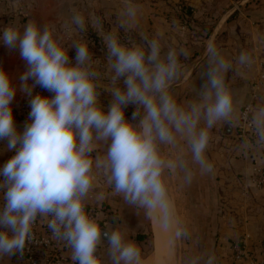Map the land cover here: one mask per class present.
Segmentation results:
<instances>
[{
	"label": "clouds",
	"instance_id": "1",
	"mask_svg": "<svg viewBox=\"0 0 264 264\" xmlns=\"http://www.w3.org/2000/svg\"><path fill=\"white\" fill-rule=\"evenodd\" d=\"M139 9L125 0L118 13V26L124 32L139 28ZM89 25L106 48L110 84L104 91L112 96L107 111L100 103L101 73L92 65L93 53L87 40H74L64 46L54 38L47 25L29 21L18 28L9 24L2 29L0 44L18 49L27 69L20 77V90L32 97L40 87L53 96L35 95L30 99L29 124L21 133L15 124L12 101L17 89L12 77L0 68V140L7 139L16 154L0 169V260L17 253L23 255L34 241L33 226L46 219L52 238L71 249L75 264H102L98 249L107 241L111 264H142L138 245L128 240L119 227L107 229L86 210L94 188L95 174L101 173L113 194L124 203L153 216L160 227L172 230L173 241L190 239L188 229L178 223L169 196L165 171L182 174L191 184L196 171L214 172L206 151L211 130L219 122L234 124L235 104L226 76L241 75L251 68L253 57L241 52L236 64L215 46L207 47L206 66L200 72V85L194 100L181 105L170 93L171 85L183 74L180 57L188 50L164 51L161 39L139 33L143 43H122L118 35L102 29L99 17L85 18L79 12L70 16L67 26L87 32ZM75 48V63L69 50ZM29 80L34 83L30 86ZM135 105L132 120L125 109ZM138 121V122H133ZM254 146L264 147V105L252 113ZM178 140L187 144L184 151L170 159L162 146L175 147ZM104 146L103 155L96 152ZM19 146V147H17ZM252 144L245 140L242 149ZM96 200H103V193ZM213 254L191 257L187 264H215Z\"/></svg>",
	"mask_w": 264,
	"mask_h": 264
},
{
	"label": "crops",
	"instance_id": "2",
	"mask_svg": "<svg viewBox=\"0 0 264 264\" xmlns=\"http://www.w3.org/2000/svg\"><path fill=\"white\" fill-rule=\"evenodd\" d=\"M131 2L139 9V28L133 31L138 34L142 31L148 37L158 36L164 51L169 48L177 50L184 48L189 52L190 58L180 59L183 65L181 78L170 87V93L181 105H187L197 96L201 83L200 72L206 66L209 44H215L234 66L241 52H248L253 57L254 63L251 68H242V74L239 76H234L232 72L226 76V84L234 96L235 117L233 125L219 122L211 130L206 157L214 165V172L201 175L197 170L191 184H185L182 174L178 172L165 171L164 177L169 194H172L175 209L184 211V214L179 216L186 218L185 224L191 227L188 240L193 243H205L204 246L192 245L186 252V257L213 254L216 257L215 264L219 262L233 264L232 246L241 240L245 233L251 234L253 253L258 256L260 244L264 240V187L254 188L250 183V176L253 167L264 160V147H256L253 143L248 149H242L241 145L245 140L239 138L236 124L243 107L251 98L253 80L259 68L264 70V0H131ZM177 2L192 9L194 17L211 23L209 33L206 34L202 27L196 30L184 29L169 20L171 4ZM124 3L125 0H0V35L2 29L9 24L22 29L31 20L40 25H47L53 31L55 39L61 41L64 46H70L66 45L67 42L70 43L75 35L79 38L82 33L74 28L71 33L68 32L67 26L70 24L72 13L79 12L86 19L99 17L102 20L103 31L109 32L118 27L117 16ZM88 30L96 32L91 25ZM0 68L9 73L17 89L12 101V110L17 131L22 133L25 126L31 122L30 99L38 94L50 97L54 93L39 85L33 89L32 97L20 90L22 83L20 77L26 71L27 64L21 59L18 49L9 50L0 44ZM33 83V80H29L30 86ZM101 96L100 103L107 111L111 103L102 102ZM258 105H264V83L254 110ZM130 112L131 110H127V113ZM131 115L132 112L126 118L132 120ZM7 144V139L0 140V169L11 159L13 150H9ZM181 149L190 160L187 144L183 140H178L175 147L161 148L166 159L174 158ZM104 151V146L98 145L93 157L97 153L103 155ZM93 171L96 178L86 206L108 207L106 228L110 230L119 227L128 240L135 242L142 252V264H158L159 243L165 253L169 250V246L163 242V235L159 234L157 237L160 238L156 244L157 248L152 245V252L149 250L147 254H144L142 245L135 240L138 233H144L149 238L154 235L155 243L156 224L153 229L152 219L145 217L143 211L138 214L136 209L127 206L121 196L113 194L103 174L96 173L95 169ZM100 193H103L104 199L98 201L95 197ZM159 231L165 232L161 227ZM106 244L107 241L100 246L98 256L102 264H111ZM0 264H18L16 254L5 256L0 260Z\"/></svg>",
	"mask_w": 264,
	"mask_h": 264
},
{
	"label": "built area",
	"instance_id": "3",
	"mask_svg": "<svg viewBox=\"0 0 264 264\" xmlns=\"http://www.w3.org/2000/svg\"><path fill=\"white\" fill-rule=\"evenodd\" d=\"M263 83L264 70L260 67L253 80L251 98L243 107L236 124L239 138L248 140L250 144H253L254 142L251 117ZM15 154L16 151L13 149L11 158ZM250 183L256 189L264 187V160L262 163L253 167V171L250 176ZM0 197V206H2L4 203L2 194H0ZM86 210L90 215L95 217L102 226L107 225L109 215L108 207L105 205H91L86 206ZM33 232L35 237L34 241L28 245L23 255L19 253L16 254L18 264H75V262L71 259V249L66 247L64 243L58 242L52 238V234L47 228L46 219L38 218L33 226ZM252 248L253 244L251 243V234L245 233L242 239L234 243L232 246L231 257L234 264H264V240L260 244L258 256L253 253Z\"/></svg>",
	"mask_w": 264,
	"mask_h": 264
},
{
	"label": "rangeland",
	"instance_id": "4",
	"mask_svg": "<svg viewBox=\"0 0 264 264\" xmlns=\"http://www.w3.org/2000/svg\"><path fill=\"white\" fill-rule=\"evenodd\" d=\"M168 13H169L168 14L169 20L171 19L173 22H175L176 24H178L179 26H181L184 29L187 28L188 30H196L197 28L202 27L203 31L207 34V33H209V30L212 27V24L208 23L206 21H203L204 19L199 20L198 18L194 17L193 10L190 9L189 7H187L186 5H184L183 3H180V2L172 3L171 8H170ZM109 31L118 35V37L120 38L122 43H125V44H130L131 42H135L137 44L143 43L141 36L138 33H136L135 31H130V32L126 33L122 29H120L119 26L116 27V29L114 31L113 30H109ZM149 38H153V37H149ZM74 40H87L89 42L90 49L93 53L92 65L98 72L101 73L100 89H99L100 91H102L101 92V95H102L101 101L111 103V101H112L111 94L107 91H104V89L107 88L110 84L109 77L111 74L108 72L106 48L103 45L101 37L98 35V33L94 32L93 30H88L87 32H84V33L82 32L79 38L76 37V35H75V37L70 41V43L67 42L66 45H69V44L71 45V43ZM69 57H70L71 61L73 63H75V57H76L75 48H70ZM182 57L183 56H181L180 59ZM188 57L190 58V55ZM127 110H131V112H132L131 119H132L133 113L136 110V106L135 105H129L125 109L126 116L128 114H131V112L127 113ZM133 122H138V121H133ZM169 196H170L171 200L173 201L172 194H169ZM173 203H174V201H173ZM174 206H175V204H174ZM182 214H184V211H179V210L175 209V216H176L178 223L181 224L182 226L186 227L190 233L191 227H187V225L185 224L186 218L179 216ZM151 219H152L151 225L153 224V226H152L153 229H154L155 224H156V228H155L156 232L154 233L155 234V243H154V235L152 236V238L150 237L151 238L150 243H152V245H155V248H157L156 244H157V242H159V239H160V238L157 239V237L159 236V234H162L163 235L162 238L164 239L163 242L166 245H168L169 247L171 245V247L169 248V250L172 251L171 261L173 258H175L174 260H175L176 264H187V260L189 258L186 257V252L188 251V249L191 248L192 245H200V244H202L203 246L205 245V243H200V242H196V243L194 242L193 243L188 239H181V240L175 241V242L172 240V243L170 240L168 243V241L165 237L166 233L163 231L161 233L159 231L160 225H159V222L156 219V217L153 216ZM158 247L160 249V244L158 245ZM148 252H150V251H146L144 254H147ZM151 252H152V250H151ZM153 254H156V253L153 252ZM171 261H167V260L163 261V264H167V263L169 264V263H171ZM218 264H220V262ZM222 264H225V263H222ZM229 264H230V262H229Z\"/></svg>",
	"mask_w": 264,
	"mask_h": 264
},
{
	"label": "bare ground",
	"instance_id": "5",
	"mask_svg": "<svg viewBox=\"0 0 264 264\" xmlns=\"http://www.w3.org/2000/svg\"><path fill=\"white\" fill-rule=\"evenodd\" d=\"M165 231V230H164ZM172 231V230H171ZM165 237H166V239H167V241H168V243H169V241L171 240V243H172V237H173V235H172V232H170V230H168V231H165ZM159 243V242H158ZM160 244V249L159 248H157V251H158V264H163V261H171V258H172V251L171 250H168V252L167 253H165L164 252V250H163V248H162V246H161V243H159ZM170 247H171V245H170ZM169 247V248H170ZM167 249V248H166ZM168 256V257H167ZM174 257V256H173ZM152 258V257H151ZM169 258V259H168ZM175 258H173L172 259V261H171V263H169V264H176V262H175V260H174ZM151 262L153 261L152 259L150 260ZM155 261V260H154ZM147 262V261H146ZM148 262H149V260H148ZM150 262V263H151ZM153 263V262H152ZM149 264V263H148Z\"/></svg>",
	"mask_w": 264,
	"mask_h": 264
},
{
	"label": "trees",
	"instance_id": "6",
	"mask_svg": "<svg viewBox=\"0 0 264 264\" xmlns=\"http://www.w3.org/2000/svg\"><path fill=\"white\" fill-rule=\"evenodd\" d=\"M135 240L142 245L143 252L149 251L153 247L152 243H150V238L147 234L138 233L135 236Z\"/></svg>",
	"mask_w": 264,
	"mask_h": 264
}]
</instances>
